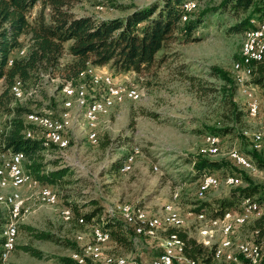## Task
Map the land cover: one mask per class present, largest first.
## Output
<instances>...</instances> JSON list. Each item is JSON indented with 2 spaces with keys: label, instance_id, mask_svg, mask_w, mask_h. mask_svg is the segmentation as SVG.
I'll use <instances>...</instances> for the list:
<instances>
[{
  "label": "rangeland",
  "instance_id": "rangeland-1",
  "mask_svg": "<svg viewBox=\"0 0 264 264\" xmlns=\"http://www.w3.org/2000/svg\"><path fill=\"white\" fill-rule=\"evenodd\" d=\"M146 1L150 0H79L74 9L84 14L114 16L127 12L128 7L125 6ZM220 2L191 0L185 8L192 11L197 7L192 14L198 15L207 8L219 6ZM39 8V4L34 7L33 15ZM236 21V17L225 12L208 11L204 21L195 30V35L199 36L197 40L170 41L158 53V56L164 57L141 73L133 70L118 73L107 64L106 72L114 74L118 84L135 87L139 96L136 99H125L101 115L97 143H92L88 138L85 109L73 103L68 111L69 117L65 119V134L72 141L66 147L48 146L43 156L47 168L70 167L62 184L52 186L58 194V200L53 203L42 200L37 185L27 184L20 189L22 211L18 221L17 245L30 244L39 249L41 255H33L16 246L2 264H43L47 259L58 263L61 256H71L74 252L80 255L84 263L93 264L85 251V245L92 240L91 226L100 223L105 227L107 211L111 216L120 215L126 220L123 213L125 205H130L133 211L144 212L148 217H159L162 225L156 236H137L131 248L123 245L111 247L113 244L110 241L102 243V254L96 261L98 264H104L108 257L147 258L159 253L162 247V251H170L165 247L169 235H166V229L170 226L184 224L180 228L190 236L206 241L207 244L219 242L220 237H216L214 232L223 228V219H210L205 213H202L203 217L197 216L194 209L196 202L214 200L229 193L233 188L230 186H234L225 182L229 175L241 180L235 185L246 184L245 174L264 185V164L260 165L256 157L259 155L264 160V137H257L264 132V88L251 84L261 103L258 115L251 116L247 95L243 91L245 87L237 83L233 70L234 62L240 58L244 39L243 31L229 30V26ZM21 39L23 46L29 44L28 34H22ZM23 50L26 51V47L16 48L15 53L24 54ZM72 58L66 46L62 61L67 62ZM214 65L223 68L234 78L236 87L230 89L231 94L225 93L223 86L226 81L216 75L212 68ZM94 73H105V70H96L95 66H90L87 73L89 77L84 79L90 94L97 90L89 82L90 74ZM64 81L65 78L60 74L52 77L45 74L36 85L24 89V96L16 99L22 103H31L33 109L26 114L28 121H31L30 115L34 113L55 119L62 117L67 110L65 100L66 88L69 86ZM62 82L65 84L59 88ZM249 83L248 80L246 84ZM5 86V79H0V92ZM230 97L240 111L236 119ZM8 117L6 112L0 113V127L5 128ZM215 128L229 130L218 135L220 141L217 152L213 153L207 138ZM105 141H108L107 145L103 144ZM253 147L258 149L257 154L253 152ZM233 149L245 153L257 165L258 171L251 172L237 165L229 155ZM7 153V150L0 149V168L5 165ZM133 153L135 158L128 171L124 172L119 167L111 172V165L116 159H123ZM199 153L227 161V165L213 173L220 178V184L209 188L203 196L199 195L198 187L205 172L193 178L196 171L191 159ZM10 191V188L0 187V196ZM93 200L104 206L103 217L79 222L78 217L95 207ZM71 202H76L79 211L72 212L69 206ZM167 203L173 205L178 223L169 221L165 209ZM256 203L258 210L250 221L225 232L224 239L221 238L219 242H229L225 246H231V250L227 251L238 258L239 262L231 264H247L249 261L239 250L242 243H250L256 252L257 246L261 249V245L252 239V218L260 216L264 211V205L260 207L261 204ZM6 217L7 207L0 202V228ZM22 224L30 225L31 228ZM41 232L48 233L49 238L36 235ZM1 241L0 259L4 257ZM173 249L176 251L171 253L175 258L183 260L178 264H190L179 256L181 253L178 249ZM242 256L247 262L242 261Z\"/></svg>",
  "mask_w": 264,
  "mask_h": 264
},
{
  "label": "trees",
  "instance_id": "trees-1",
  "mask_svg": "<svg viewBox=\"0 0 264 264\" xmlns=\"http://www.w3.org/2000/svg\"><path fill=\"white\" fill-rule=\"evenodd\" d=\"M78 1L0 0V79L4 78L6 85L0 92V113L6 112L9 116L5 128L0 127V149L22 153L27 171L42 184L51 186L61 185L70 167L47 168L43 156L44 151L49 148L41 138L43 127L26 119V114L33 108L30 102L17 101L19 99L15 98L11 89L13 83L17 80L22 81L26 90L27 87L40 82L45 74L51 77L60 74L65 78L64 82L67 85L73 86L89 77L88 70L90 66H95L94 63L109 64L118 73L132 70L141 73L164 57L158 56V53L170 41L197 40L199 36L195 35V30L210 10L225 12L237 18V21L229 26L230 31L245 33L255 26L253 20L264 21V0H221L219 6L207 8L198 15L192 14L197 7L192 11L185 8L186 3L191 0H150L143 4L134 3L125 6L128 7L127 12L114 16L79 13L74 9ZM38 4L40 8L33 15L32 11ZM185 15L187 18L183 19ZM22 34L29 35L27 46H23ZM66 46L73 58L63 62ZM22 47H26V51L23 50L24 54H16L15 49ZM12 56L14 59L10 58ZM10 60L13 61L11 64H9ZM212 68L216 75L226 81L223 88L225 93L229 94L230 89L236 87L234 78L217 65ZM64 82L59 84V88L63 87ZM250 83L264 88V57L253 63ZM230 104L236 119L240 111L231 97ZM228 130L229 128H215L210 134L220 136ZM29 132L32 136L27 135ZM107 143L108 141L103 142L104 145ZM257 150L253 147L255 154ZM210 156L199 153L198 156L191 158L196 171L193 178L198 177L202 172L214 173V170L227 165L226 160ZM256 157L260 165H263V158L259 155ZM124 158H118L112 163L111 172L121 167ZM245 179L246 184L230 186L233 188L229 193L220 198L197 201L195 211L205 213L208 218L214 219L227 209L239 212L240 204L246 197L254 198L253 202L257 201L261 207L264 205V185L254 181L248 174H245ZM92 203L95 207L81 216L87 222L103 217L104 206L97 200H93ZM69 206L72 212L79 211L76 202H71ZM105 215V227L111 233L109 242L113 244L111 247L123 245L131 248L137 236H143L137 234L120 215L111 216L108 211ZM252 219H254L252 239L261 245L264 242V211L260 216ZM182 225L168 227L166 235L169 234L168 237L176 235L178 240L183 242L182 252L186 260L196 263V259H202L208 264L214 263L217 244H207L197 237L190 236L186 230L180 228ZM22 226L31 228L26 224ZM36 235L49 238V234L45 232ZM16 246L33 255H41L40 250L30 244L19 246L16 243ZM162 250L163 247L160 252ZM240 258L247 262L243 256ZM60 259L64 264L76 263L70 255H63Z\"/></svg>",
  "mask_w": 264,
  "mask_h": 264
},
{
  "label": "bare ground",
  "instance_id": "bare-ground-1",
  "mask_svg": "<svg viewBox=\"0 0 264 264\" xmlns=\"http://www.w3.org/2000/svg\"><path fill=\"white\" fill-rule=\"evenodd\" d=\"M187 10H189L186 7ZM185 19L187 16L185 15ZM255 26L253 28H249L244 33V39L241 48V55L239 60L234 62L233 70L236 76L241 77L242 81L239 77H235L237 83L240 86H244V92L247 95L248 99V112L249 108H252V96L258 97L254 90V87H251V83L246 84L249 80L251 81V75L253 71V63L263 59L264 57V25L261 28V24H264V21H255ZM261 30V31H260ZM22 53H24L22 51ZM13 61L10 60V64ZM97 70V67H96ZM248 79V80H247ZM90 84L93 88L97 89L96 93L90 94L89 88L87 84L83 81L78 82L76 85H69L66 88V100L65 106L67 110H65L62 114L61 118H52L48 115L34 113L30 115V120L41 127H43L42 131V139H44V144L46 146L56 145L59 147H66L70 144V138L65 134V119L69 117L70 108L73 106L75 102L80 108L85 109V118L87 123L88 130V138L92 143H97V129L100 117L103 113H105L108 109L112 108L115 104L123 102L125 99H136L139 96L138 90L135 87H126L118 84L112 74L110 73H94L90 76ZM12 91L14 93L15 98H22L24 96V85L23 82L17 80L12 85ZM124 90V93L121 94V91ZM260 99L256 102V111L257 112H249L251 116L258 115L260 111ZM46 128V129H45ZM50 133H55L54 136H51ZM28 136H32L31 132L27 133ZM264 137V132H262L257 137ZM209 149L211 152H217V144L220 141V137L215 134H210L207 138ZM254 146V145H252ZM138 151V149L136 150ZM230 157L235 161L237 156L245 157L246 161H241L240 166L246 168L251 172H257L259 168L257 165L243 152L233 149L229 153ZM14 156V151L8 150V153L5 157V165L0 168V187L2 188H10L11 191L6 195L0 196V202L7 207L8 217L1 225L0 228V240L1 241V249L4 253V257L0 259V264L5 262L8 254L12 249H14L19 232V218L21 216L22 211V200L20 189L22 186L27 184L37 185L40 189V194L42 200L47 202H56L58 200V194L54 190L51 185L42 184L39 180L34 178L30 173H28L24 169L23 161L24 157L22 153L15 152V167L12 165V158ZM135 155L130 154L121 166L122 171H128L132 162L134 161ZM23 162V163H22ZM241 168V167H240ZM225 182L230 185H235L238 182H241L240 179L229 175L226 177ZM220 184V178L209 172H205L200 181L199 195L203 196L204 193L209 189L216 187ZM258 206L255 202H253L252 198L247 197L243 200L241 205V212L237 213L236 216L234 214H229L224 217L225 225L231 227L230 230H226L225 232H229L235 228L236 225L245 224L255 213ZM167 213L169 214L168 219L172 223H178L179 219L177 214H175L173 205L167 204L165 207ZM70 212V211H68ZM123 213L126 218V222L133 223L137 226L141 231L140 234H146L148 236H156L159 231L160 226L162 225L161 219L157 216L148 217L144 212L133 211L130 205H125L123 208ZM234 213V212H233ZM198 216V214H197ZM199 217H203V214L200 213ZM217 219V218H214ZM79 222H85L83 217H79ZM20 222V221H19ZM130 224V223H129ZM131 225V224H130ZM92 230V240L85 245V251L89 254V259L91 262L97 261L101 257V245L104 242L110 241L111 233L110 230L100 223H94L91 226ZM101 234V235H100ZM221 237V236H216ZM225 237V236H224ZM224 239V238H223ZM183 242L179 241L176 235H171L167 237L165 240L166 249L176 248L178 252L183 255ZM221 247V246H220ZM252 246L248 242H244L239 245V250L243 255L250 259V257H256L257 255L253 252ZM165 249V250H166ZM71 257L75 260V264H82L83 259L77 252L72 253ZM171 258H174V255L171 253ZM136 258L128 257V256H120V257H108L104 264H129L131 261H135ZM238 258L234 256L232 253H224L222 250H216L214 255V263L215 264H231L234 261H237ZM57 262V261H56ZM191 264H196L194 262H190ZM43 264H64L61 262L55 263L54 260H46ZM86 264V263H84ZM208 264V263H204ZM211 264V263H209Z\"/></svg>",
  "mask_w": 264,
  "mask_h": 264
},
{
  "label": "built area",
  "instance_id": "built-area-1",
  "mask_svg": "<svg viewBox=\"0 0 264 264\" xmlns=\"http://www.w3.org/2000/svg\"><path fill=\"white\" fill-rule=\"evenodd\" d=\"M263 25L264 24H261V28H262ZM94 65L97 67V70H105V72L107 71V67L108 66H106V64H95L94 63ZM235 77H239L240 80L242 81L240 75L239 76H235ZM123 93H124V90L121 91V94H123ZM258 100H259V97H253L252 96V99H251L252 108H249V112H257L256 111V102ZM50 134H51V136L55 135V133H50ZM11 158H12V165L11 166L15 167V151H14V156L11 157ZM241 161H246V159H245V157H239V155H238L237 159L234 162L237 165L240 166V162ZM246 204H247V197H246ZM257 210H256V212H257ZM233 212H234V209H227L222 215L215 216L214 218L224 219L225 216H227V215H229V214H231ZM199 214L200 213H198V215ZM250 214H254V213H250ZM129 223L131 224V226L133 227L135 232L137 234H140L141 230L137 226H133L131 222H129ZM230 229H231V227H229L228 225H225V227H223L218 232H214V234H215V236H221L222 238H224L225 231L226 230H230ZM204 242H206V241H204ZM220 246H221V244L217 245V249H215V250L219 251ZM171 251H176V250L173 249L172 247H170V251H162L159 254L154 255L153 257H151L149 259H146V260H140L139 258H137L135 261L129 262V264H178V263L183 262V260H180L178 258H171ZM88 260H90V259L88 258ZM204 263H208V262H206V261H204L202 259H196V264H204ZM82 264H84V261H82ZM93 264H98V263L93 261ZM107 264H110V263H107ZM247 264H264V242L261 244V254L259 256H256V257H250V259L247 262Z\"/></svg>",
  "mask_w": 264,
  "mask_h": 264
},
{
  "label": "crops",
  "instance_id": "crops-1",
  "mask_svg": "<svg viewBox=\"0 0 264 264\" xmlns=\"http://www.w3.org/2000/svg\"><path fill=\"white\" fill-rule=\"evenodd\" d=\"M147 2V1H146ZM146 2H144V3H146ZM139 4H143V2L142 3H139ZM76 10V9H75ZM77 11V10H76ZM78 12V11H77ZM124 14V13H123ZM118 15H121V14H118ZM105 16H110V15H105ZM106 66H108L107 64H106ZM108 68V67H107ZM106 73H109V72H106ZM112 74V73H111ZM114 75V74H113ZM115 76V75H114ZM218 176V175H217ZM201 181V180H200ZM198 189H199V187H198ZM176 191H178V190H176ZM197 192V191H196ZM168 204V203H167ZM260 208V207H259ZM241 212V210L239 211V212H237V211H234V213H232V214H234V216H236L237 215V213H240ZM224 220V219H223ZM224 223H225V221H224ZM237 226V225H236ZM235 226V227H236ZM221 238L222 237H220L219 238V242L221 241ZM219 242H217L216 244L217 245H220L221 244V247H220V250H222L224 253H228V252H230V251H227V250H231V246H225L226 244H229V242H225V241H223L222 243H220L219 244ZM251 245V244H250ZM261 247V246H260ZM252 248V250H253V247H251ZM257 248H258V252H256V251H254L253 250V252L257 255V256H259L260 254H261V249L257 246ZM226 250V251H225ZM154 255H157V254H154ZM154 255H151L150 257H147V258H143V259H149V258H151V257H153ZM174 255V254H173ZM180 257H183V258H185L184 257V255H182V254H180L179 255ZM176 256L174 255V258H175ZM186 259V258H185ZM186 261V260H185ZM187 262V261H186ZM234 262H239V260H237V261H234ZM191 264V263H190ZM238 264H240V263H238Z\"/></svg>",
  "mask_w": 264,
  "mask_h": 264
}]
</instances>
